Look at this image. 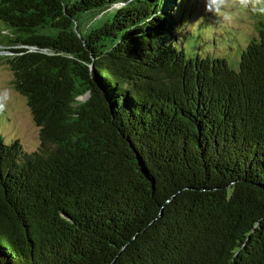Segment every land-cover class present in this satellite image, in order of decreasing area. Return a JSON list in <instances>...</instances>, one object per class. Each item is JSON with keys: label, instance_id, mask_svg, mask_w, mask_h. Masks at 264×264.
Returning <instances> with one entry per match:
<instances>
[{"label": "trees", "instance_id": "trees-1", "mask_svg": "<svg viewBox=\"0 0 264 264\" xmlns=\"http://www.w3.org/2000/svg\"><path fill=\"white\" fill-rule=\"evenodd\" d=\"M187 2L0 0L41 139L0 138V264H264V21L190 57Z\"/></svg>", "mask_w": 264, "mask_h": 264}, {"label": "rangeland", "instance_id": "rangeland-1", "mask_svg": "<svg viewBox=\"0 0 264 264\" xmlns=\"http://www.w3.org/2000/svg\"><path fill=\"white\" fill-rule=\"evenodd\" d=\"M185 10L182 16L187 24L181 26V39L187 55L224 58L234 67L240 47L258 34V24L264 21V0H188ZM0 30L9 33L1 23ZM14 44L0 46V138L5 143L20 140L31 152L41 145L40 128L26 97L13 84L14 72L6 55Z\"/></svg>", "mask_w": 264, "mask_h": 264}]
</instances>
